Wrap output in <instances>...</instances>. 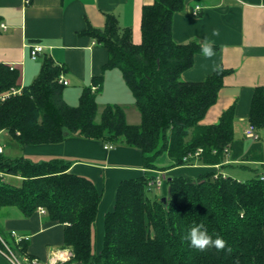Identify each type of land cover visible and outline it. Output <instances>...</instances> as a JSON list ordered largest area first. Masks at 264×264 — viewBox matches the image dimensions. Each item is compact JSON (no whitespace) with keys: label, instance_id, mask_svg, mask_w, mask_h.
<instances>
[{"label":"trees","instance_id":"trees-1","mask_svg":"<svg viewBox=\"0 0 264 264\" xmlns=\"http://www.w3.org/2000/svg\"><path fill=\"white\" fill-rule=\"evenodd\" d=\"M189 1L153 0L144 5L140 43H134L132 28L122 26L112 13L106 14L103 28L86 26L82 33L106 48L107 59L92 84L82 88L77 105L64 99L66 85L58 77L66 68L50 56L43 58L39 74L25 85L19 84L17 68L0 63V93L21 88L0 103V132L21 148L60 143L69 136L103 145L125 144L140 151L147 170L118 183L113 206L103 216L100 248L94 250L92 225L102 199L95 183L69 171L70 162L62 158L11 157L3 147L0 213L13 206L30 216L43 207L48 222L63 225V248L73 252L69 261L58 264H264V180L259 178L264 169L249 179L222 172L214 177L215 169L195 179L169 175L163 182L165 194H147L153 173L168 169L156 164L162 153L171 159L170 167L215 166L224 161L233 141V106L218 123L200 124L231 70L219 67L200 81L181 78L201 52L196 42L176 43L172 36L173 16ZM112 68L120 70L133 95L138 124L127 123L124 107L116 103L105 104L98 113L96 96L104 71ZM248 119L256 129L264 128L261 87L254 90ZM198 148L201 153L193 158ZM197 224L205 225L213 238L222 237L225 248L191 247L186 236ZM1 240L21 257H35L27 252L24 237L15 242L0 225V249H4Z\"/></svg>","mask_w":264,"mask_h":264},{"label":"crops","instance_id":"crops-1","mask_svg":"<svg viewBox=\"0 0 264 264\" xmlns=\"http://www.w3.org/2000/svg\"><path fill=\"white\" fill-rule=\"evenodd\" d=\"M152 3L153 0H0V24L6 25L0 28V63L17 68L19 84L25 85L37 77L43 58L50 56L66 68L64 99H77L82 88L91 85L93 76L102 71L107 59L106 48L82 33L86 26L103 28L106 14L112 13L122 26L132 28L134 43H140L142 7ZM195 5L201 8L196 15L192 13ZM172 36L176 43L196 42L202 46L205 40L214 42L215 55L206 58L201 52L196 54L193 65L182 72L181 78L200 81L219 67L231 70L200 124L218 123L222 113L233 106L234 134L224 161L217 166L170 167L171 159L162 153L156 159L158 168H168L163 171L166 176L192 179L209 169L239 179L248 178L250 169H257V175L264 169V128L256 129V140L246 137L244 131L250 123L248 114L255 88L261 87L264 92V0H190L174 14ZM34 45L43 47L37 59L30 57ZM103 76L96 96L98 105L116 103L124 107L126 116L130 108L140 118L120 70L107 69ZM22 151L34 161L62 158L70 162L69 171L90 178L102 191L95 220V247L100 246L103 216L113 206L118 183L147 171L137 148L125 144L105 148L99 141L79 136H69L55 144L25 145ZM162 187L166 188L164 184ZM0 215V225L7 235L14 232L28 242L29 254L45 260L51 249L63 247V225L48 222L46 213L36 211L24 216L16 207L8 206ZM0 264H9L1 254Z\"/></svg>","mask_w":264,"mask_h":264},{"label":"built area","instance_id":"built-area-1","mask_svg":"<svg viewBox=\"0 0 264 264\" xmlns=\"http://www.w3.org/2000/svg\"><path fill=\"white\" fill-rule=\"evenodd\" d=\"M201 10L199 5H195V7L192 9V13L193 14H197L199 11ZM0 28L1 29H5L6 25L1 23L0 24ZM43 47L41 45H34L31 47L30 49V57L32 59H37L39 54L42 52ZM11 68H13V66H10ZM59 82H62L63 84L67 85L68 84V80H66L63 76V74L61 73L58 77ZM92 89H96V87H92ZM21 91V88H16L13 87L8 91H5L3 93H0V103H2L3 101H5L8 97H10L11 95H16L19 94ZM244 135L246 137H250L253 139H258L259 135L256 131L255 126L250 122L247 126V128L244 131ZM111 145H105V148H111ZM3 151V146L0 144V152ZM201 153V149L198 148L191 156L193 158H198V156ZM217 166V165H216ZM157 176L155 178H152L148 184L150 186H155L157 187V189H161L163 182L166 178V175L163 173V171H157L156 172ZM218 174L215 173L214 177H216ZM0 176H2V174H0ZM259 178L264 180V173H260L259 174ZM37 211L39 213H46V210L39 206L37 208ZM12 236H14L15 242H18L21 237L18 236L17 234H15L14 232L11 233ZM2 241V240H1ZM4 244V250L0 249V253L2 255H4L6 257V259L11 263V264H58V263H64L69 261L72 257H73V252L71 251V249L69 248H59V249H51L47 259L46 260H39L38 258L34 257V258H29V257H24V261L21 262L20 261V253L18 254L16 251H14L13 249L9 248V246L7 244H5L4 241H2Z\"/></svg>","mask_w":264,"mask_h":264},{"label":"rangeland","instance_id":"rangeland-1","mask_svg":"<svg viewBox=\"0 0 264 264\" xmlns=\"http://www.w3.org/2000/svg\"><path fill=\"white\" fill-rule=\"evenodd\" d=\"M13 88V87H12ZM66 100L69 102V103H71V105H77V103H78V98L77 99H71V100H69V98H66ZM102 108H103V106H101V105H98V113L99 112H101V110H102ZM127 109H129L128 110V114H127V116H126V120H127V123H129V124H136V122L137 123H139L140 122V118H139V115H137V113L135 112V110H133V109H130V108H127ZM126 109V110H127ZM125 115H126V113H125ZM19 133V132H18ZM264 138V137H263ZM120 142H121V140H120ZM0 143L2 144V145H4L3 147H4V151H5V154L6 155H9V156H11V157H15V156H19V155H24V156H26L24 153H23V151H22V148H21V146H19L16 142H14L11 138H10V136L4 131V132H1L0 133ZM27 157V156H26ZM32 159H34L35 160V158H32ZM252 168H254V166H252ZM256 170L257 169H250L248 172L249 173H247V175H249V177L248 178H251V177H253L254 175H255V173H256ZM157 176V174L156 173H153V178H155ZM245 177V176H244ZM248 178H244V179H248ZM194 179V178H193ZM163 186V185H162ZM166 193V188L163 190V187H161V189H157V187H155V186H149L148 188H147V194L151 197V196H154V195H161V194H165ZM0 221H1V215H0ZM95 230H96V225H95V222L93 223V225H92V246H93V248H94V250L96 249V248H100V246L99 247H95ZM11 235V234H10ZM63 248V247H62ZM1 250H4L5 251V248L4 249H1ZM3 257V256H2ZM24 257L25 256H23V257H21L20 256V261L21 262H23L24 261ZM4 258V257H3ZM47 259V258H46ZM45 259V260H46Z\"/></svg>","mask_w":264,"mask_h":264},{"label":"clouds","instance_id":"clouds-1","mask_svg":"<svg viewBox=\"0 0 264 264\" xmlns=\"http://www.w3.org/2000/svg\"><path fill=\"white\" fill-rule=\"evenodd\" d=\"M213 43L211 40H205L202 44L200 51L204 57L211 58L215 55ZM186 239L189 241L191 247L201 251L213 246L217 249H224L226 245V241L222 237L216 236L213 238L203 224H197L191 227Z\"/></svg>","mask_w":264,"mask_h":264},{"label":"water","instance_id":"water-1","mask_svg":"<svg viewBox=\"0 0 264 264\" xmlns=\"http://www.w3.org/2000/svg\"><path fill=\"white\" fill-rule=\"evenodd\" d=\"M165 201V197H162V202H164Z\"/></svg>","mask_w":264,"mask_h":264}]
</instances>
